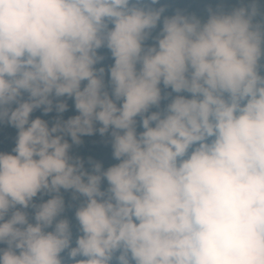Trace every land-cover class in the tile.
<instances>
[{
    "label": "clouds",
    "instance_id": "obj_1",
    "mask_svg": "<svg viewBox=\"0 0 264 264\" xmlns=\"http://www.w3.org/2000/svg\"><path fill=\"white\" fill-rule=\"evenodd\" d=\"M0 264H264V0H0Z\"/></svg>",
    "mask_w": 264,
    "mask_h": 264
}]
</instances>
